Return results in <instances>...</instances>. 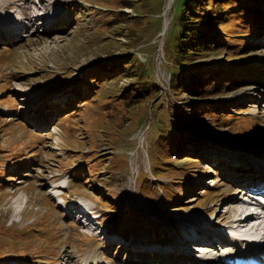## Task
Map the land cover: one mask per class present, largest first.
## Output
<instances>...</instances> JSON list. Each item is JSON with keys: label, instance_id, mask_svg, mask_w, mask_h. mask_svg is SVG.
I'll use <instances>...</instances> for the list:
<instances>
[{"label": "rangeland", "instance_id": "1", "mask_svg": "<svg viewBox=\"0 0 264 264\" xmlns=\"http://www.w3.org/2000/svg\"><path fill=\"white\" fill-rule=\"evenodd\" d=\"M4 1L14 2L0 9L4 28L29 20L26 0ZM51 1L57 24L0 33V264H145L140 254L155 248L157 264H196L205 254L188 247L193 263L173 243L209 219L228 227L229 202L244 196L236 187L264 168V0H247L250 17L225 9L216 26L225 43L194 51L184 67L209 91L180 94L173 72L184 62L166 49L185 0ZM183 118L201 127L178 126L189 153L174 158L164 134ZM82 204L96 206L92 227L78 220Z\"/></svg>", "mask_w": 264, "mask_h": 264}, {"label": "bare ground", "instance_id": "2", "mask_svg": "<svg viewBox=\"0 0 264 264\" xmlns=\"http://www.w3.org/2000/svg\"><path fill=\"white\" fill-rule=\"evenodd\" d=\"M50 1L51 0H26L24 5H21V7L23 8L22 14L23 15H25V13L27 14L26 16H22V17H26L29 19L27 20V22H25L26 24L25 23L23 24L19 21H12L8 23L6 28H4L3 23H2L3 19L0 17V25H1L0 33H4L7 39L15 38L19 35V29H27V28L29 29L30 27H35L36 25H38V23H40L38 22V19H43V24L45 25V27H49L50 25L52 26V25L57 24V21H61L63 19V13L57 10L52 11L51 8L53 7H50ZM13 6H14L13 1L5 2L4 0H0V9L7 10V9H11ZM28 29H27V33L29 31ZM48 40L49 39H47V41ZM44 41H46L45 38H43L39 42L42 43ZM210 171L217 172L215 168H210ZM238 191H240V189H238ZM243 191L244 190H242L239 193H242ZM246 205H251V204L247 201V197H244L242 195L234 196L233 201L229 202V208H227L225 216L230 217L231 211H235L236 214L234 215L232 221L229 223L228 228H231V230H234L235 228L233 226L236 225L237 229L239 230L241 229V233L246 235V238H252L253 236H257V238L261 237L264 240V215H257L251 211L250 214L246 216V218L243 219L242 218V208ZM77 209L80 211L79 215L81 216V218L83 220L90 221L89 224L92 225V221L95 219L93 216H97V215H91L89 212L85 211L82 207H77ZM249 223H252V224L248 227ZM200 224L202 225L199 226L198 224L195 226V228L191 232H187L188 233L187 236L180 235V241L174 242L173 246L171 247L172 249L170 251L172 253H173V250H175L176 252L183 251L185 253H188L187 257L189 258L191 257L190 260H192L193 263H195L196 259L192 258L193 257L192 253L188 251L187 248L191 247L193 243L211 242L208 245L209 247L204 246L206 244H197L198 248H196V250H200V251L208 250L211 247L212 249L211 252L212 254H214V256L205 254L207 256L204 255L198 258L196 260L197 261L196 264H218V263L225 264L224 258L229 256V253H231L232 249L235 248V246H237V243L241 246H244L245 243H249L248 241H245V239H240V238H235L236 243H233L232 241L234 239L232 237L229 238L230 230H228L227 228H226L227 229L226 232H228V235L223 233V231H217L209 227H204L203 225L205 223L201 222ZM207 224H212L211 220H209ZM124 239H126L127 242L131 241V239H128V238H124ZM170 240H173V239H170ZM142 241L144 242V245L153 244L151 240H147L146 238L143 239ZM217 241H221L224 244L221 247V248H224L223 250L222 249L215 250L214 248L215 246H213L214 245L213 242L216 243ZM166 243H168L167 239L162 241V244L164 246L166 245ZM252 243L254 244V242ZM131 244H139V243L138 241H133ZM255 247H257V245H255ZM260 252H264V250H260ZM146 256H147L146 253H143L142 256L140 257L141 260L145 262V264H157L159 261L157 257L150 256L149 258L146 259ZM150 259H154V261H151ZM155 261H157V263ZM70 264H77V263L72 262ZM82 264H87V263L84 261ZM99 264H103V262L101 261Z\"/></svg>", "mask_w": 264, "mask_h": 264}, {"label": "trees", "instance_id": "3", "mask_svg": "<svg viewBox=\"0 0 264 264\" xmlns=\"http://www.w3.org/2000/svg\"><path fill=\"white\" fill-rule=\"evenodd\" d=\"M209 1L210 0H207V2L204 4V7L200 5L196 7H194L195 6L194 5L193 7H191L189 0L184 1L181 12L179 13V16L177 18L179 23L176 24L177 26L175 27L172 33V36L174 37V46H170V42H169V45H167L166 51L173 52V55L176 56L175 59H178V61L176 62H181V61L184 62L183 66L178 67L177 71L173 72V82H174L173 89H175L176 91L175 94H180L181 91H185L184 89H188L189 92H193V93H204V91H209L204 88L206 80H204V83H202L199 88H196L195 85H192V83L188 82V79L190 78V76L184 77V75L187 73L184 67L189 66L191 64L190 56L191 54H194L193 53L194 51L203 50L204 47H210L212 44H215V43L216 44L225 43L223 37L221 36L222 33L224 34L223 30H221L222 28H219V27L216 28V26H220L222 23H224L225 19H229L227 17L229 14L224 13L225 9L229 10V8L235 9L236 7H241L242 11H244L245 9L248 11L247 13L242 12L241 15L246 14L249 17L253 13V10L247 3V0H214V3L212 4L213 7L209 3ZM222 5L223 7H221ZM221 8L223 9L222 15L218 13V9H221ZM213 24H215V26H213ZM231 24L232 23H230L229 25ZM197 26H200V28L197 29L196 28ZM206 26L209 27L210 30H206L204 28ZM229 29H232V28H229ZM168 35H171L170 30L168 32ZM228 37H231V35H229ZM173 47H174V50L171 49ZM185 49H189L192 52L187 54V51ZM133 58L134 57L128 56L129 60L125 61V63H130L133 65L134 63ZM139 59L142 60L140 57ZM121 65L123 66V64ZM231 80L233 79L231 78ZM147 90H150V89H147ZM132 91H135V90H130L129 93H131ZM136 91L138 94H140V90L136 89ZM206 97L207 96H205V98ZM210 107H213V106H210ZM172 111H175V113H177V115L179 116H180V113H183L182 110L177 111L175 110V108L172 109ZM217 113L218 112L216 110L209 108V115L211 117H214V116L217 117L218 116ZM196 120L197 119L194 118V120L187 121L186 118L185 119L183 118L182 121L178 120L176 122L174 128H172L171 131L168 130L167 132H165L163 142L171 140L172 142L171 146L167 148V151L174 153L175 154L173 156L174 158L178 157V154L180 155L183 153L184 154L189 153V151L187 150L184 151L182 149L183 145L179 146L181 144L180 141H182V139L188 134V130L183 129V128L180 129L178 126L182 123H186V125L189 126V128L192 129V131L193 130L198 131V129L201 127V124L197 123ZM150 126H152V124H150ZM167 128H168V123L163 124V126L161 127V130L165 131ZM210 139L213 140L212 138ZM234 145L239 146L241 144L234 143ZM165 156L168 157L167 154H165ZM36 251L39 252L40 250H36Z\"/></svg>", "mask_w": 264, "mask_h": 264}]
</instances>
